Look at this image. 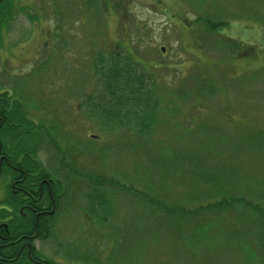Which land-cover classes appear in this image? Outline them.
Segmentation results:
<instances>
[{"label":"rangeland","instance_id":"obj_1","mask_svg":"<svg viewBox=\"0 0 264 264\" xmlns=\"http://www.w3.org/2000/svg\"><path fill=\"white\" fill-rule=\"evenodd\" d=\"M199 16L225 25L210 31ZM6 24L0 92L17 94L63 148L42 134L38 156L65 185L49 235L36 240L46 257L264 264V219L239 203L210 207L219 192L197 173L198 163L223 170L225 192L264 212V198L256 199L264 196L256 191L264 190V0H16ZM113 50L134 52L153 72L158 121L142 137L118 125L108 132V122L88 115L94 57ZM80 173L133 192L104 184L109 212L97 222L84 209L95 186ZM164 206L181 213L169 216ZM76 249L91 257H74Z\"/></svg>","mask_w":264,"mask_h":264},{"label":"trees","instance_id":"obj_2","mask_svg":"<svg viewBox=\"0 0 264 264\" xmlns=\"http://www.w3.org/2000/svg\"><path fill=\"white\" fill-rule=\"evenodd\" d=\"M15 2L16 0H0V50L4 47L3 32L5 28H7L6 23L10 21V18L14 15ZM114 5L117 6V3L114 2ZM83 19L84 17L82 18L80 15L77 20L78 23ZM195 21L203 22L206 29L210 31H214L225 25L223 21H213L209 18L201 16L196 18ZM92 64V69L95 73L94 82L91 80V89L93 93H91L92 95H87V99L85 98V106L88 109V115H90V117L98 116L99 118H102L101 122L104 124L108 122V132L119 131L116 130L117 126H115L118 125L121 126V129L123 130L131 129V131L135 132L134 135L138 134L140 137L145 134H149L153 126L158 121L160 109V98L157 96V92L153 86V72L145 66V64L149 63H146L142 58L136 56L134 52L113 50L109 54L98 52L94 57ZM14 96L18 95H10V91L8 89L0 93V140L3 145L2 150L9 157L10 163L19 166L25 171V173L34 176L36 181H38V175H44L47 178H52L54 180H52L53 182L51 183L52 193H61L60 195H62L65 185L62 181H60V179H57L54 176L53 172L43 164L38 156L39 149L44 144L42 134H46L53 145L60 150L61 153H63L61 143L57 142L54 138L57 130L52 128L49 130V128H46L41 122H37L33 118H30L23 101L15 99ZM258 137H260V135L257 137L256 134L252 135V138H248V143H252ZM62 157L63 158L62 160L60 159V162L65 164L63 161L64 156ZM198 164L197 173L200 178H204L205 182H203V184L210 187L211 192H219L217 195H214V198L218 196V199L213 201L214 203L212 202L210 207L223 209L225 207H233L239 203L251 207L257 212L260 218L264 219V212L262 211L260 204L254 203L252 200H248L244 196H229L228 193L225 192L226 189L224 187L225 180L223 179V170L219 172L212 169L201 170L203 165L200 163ZM11 174V172L6 173L5 179H10L9 177ZM80 175L91 181L96 188H94L93 191L85 193L84 202L86 206H84V209L97 222L102 220L100 215H104L109 212L105 193L101 190L104 184L112 182L113 184L119 186L122 190H133L132 185L120 184L117 179H109L108 177L102 176L100 177L99 175H95L93 173H80ZM249 191L251 192V190ZM256 191H258L259 194L264 192V190L260 187H257ZM250 192L246 194L249 195ZM6 194L9 197V205L15 209V214L20 216L18 209L20 205L19 197L21 195L15 194L9 185L6 188ZM36 194L38 195V190L36 191ZM206 194L207 193L204 192V195ZM147 197L148 198L146 199L151 200L150 202L152 205H155V203L158 202L162 204L161 201H158L155 198L153 201L149 195ZM257 198L258 200H261L264 196H258L256 199ZM59 201L60 200H58V204ZM58 206L55 212L57 211ZM203 208H196L194 211L184 210V212H198ZM164 209L166 212L168 211L167 214L169 216H173L174 213L178 216V213H181V209L175 207L164 206ZM55 212L51 215L53 218L49 227L48 225L42 227L39 224L36 237L38 236L39 238L44 239L49 235L53 225L52 222L55 217ZM7 215L8 213L4 210L0 212V217L2 218ZM111 216H113V214H111ZM33 221L34 213L32 217V222ZM32 225L33 227L29 226V229L31 228L33 232L35 231V227L33 223ZM10 232L11 235L18 233L17 229L15 230L12 224H10ZM262 238L264 241V233ZM32 248V252L36 258H39L40 254L43 255L40 250L36 249L34 244ZM16 252L17 251L13 249H0V261L1 255H8L11 257L15 256ZM78 253L79 249H76L73 253L75 255L74 257L78 258L82 255ZM82 256L85 258L90 255L87 254L86 256L85 254ZM46 258L49 261V264H56L53 258ZM24 259H26V256ZM92 259L94 260V257H92ZM98 261L99 260H96L95 262L97 263ZM12 262L13 261L11 260H7L0 262V264H13Z\"/></svg>","mask_w":264,"mask_h":264},{"label":"flooded vegetation","instance_id":"obj_3","mask_svg":"<svg viewBox=\"0 0 264 264\" xmlns=\"http://www.w3.org/2000/svg\"><path fill=\"white\" fill-rule=\"evenodd\" d=\"M14 98L19 99L16 96ZM2 148L3 145L0 140V189L2 190L0 194V212L4 210L8 213L6 217H0V249H13L17 252L15 256L11 257L1 255L0 262L11 260L13 264H49L44 254H40V257L36 258L32 252V247L34 244L36 249L39 250L36 246V240L43 239L36 237L39 224L42 227L51 225L53 218L51 215L59 205L58 200L62 195H60L61 193H52L51 183L54 181L52 178L38 175V181H36L34 176L25 173L22 168L10 163L9 157L3 152ZM10 172L12 173L10 179H5V174ZM8 185L15 194L21 195L18 209L20 216L15 214V209L9 205V197L6 194ZM37 190L38 195L36 194ZM33 213L34 221L32 222ZM32 223L35 227L33 232L31 228L29 229V226L33 227ZM10 224L13 225L15 230L17 229V234L11 235ZM25 256L26 259H24ZM62 258L61 256H58L57 259L54 258L56 264H58L57 262L61 264L64 261Z\"/></svg>","mask_w":264,"mask_h":264},{"label":"water","instance_id":"obj_4","mask_svg":"<svg viewBox=\"0 0 264 264\" xmlns=\"http://www.w3.org/2000/svg\"><path fill=\"white\" fill-rule=\"evenodd\" d=\"M162 50L165 51V47H162Z\"/></svg>","mask_w":264,"mask_h":264}]
</instances>
